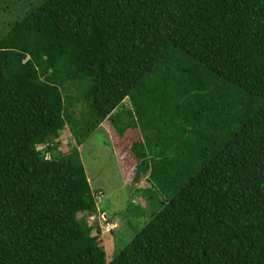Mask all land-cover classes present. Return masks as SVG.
I'll return each instance as SVG.
<instances>
[{
    "label": "trees",
    "instance_id": "obj_1",
    "mask_svg": "<svg viewBox=\"0 0 264 264\" xmlns=\"http://www.w3.org/2000/svg\"><path fill=\"white\" fill-rule=\"evenodd\" d=\"M172 46L261 101L200 164L186 141L139 157L134 179L148 171L164 190L178 165L183 179L107 260L77 147L46 156L37 144L57 147L62 87L82 75L87 129L126 96L139 110L133 91ZM0 264H264V0H41L13 20L0 36Z\"/></svg>",
    "mask_w": 264,
    "mask_h": 264
},
{
    "label": "rangeland",
    "instance_id": "obj_2",
    "mask_svg": "<svg viewBox=\"0 0 264 264\" xmlns=\"http://www.w3.org/2000/svg\"><path fill=\"white\" fill-rule=\"evenodd\" d=\"M40 1L0 0V36L13 20ZM169 54L145 77L144 85L133 91L134 105L139 110L126 96L115 107L116 114L89 129L93 121L91 99L86 94L89 76L71 80L62 87L67 117L53 140L57 147L37 144L46 156L77 147L97 205L94 213L84 216L93 226L92 233H97L107 260L133 237L183 179L180 165L171 170L170 180L163 173L168 182L164 190L150 185L148 171H140L138 179H134L139 157L145 156L144 163L150 164L157 157L176 155L186 141L197 150L194 162L200 164L206 152L237 129V117L252 97L245 89L207 74L181 49L172 46ZM260 101L259 95H253L249 106L255 108ZM111 118L117 126L129 125L121 135ZM81 214L78 212L79 217Z\"/></svg>",
    "mask_w": 264,
    "mask_h": 264
},
{
    "label": "crops",
    "instance_id": "obj_3",
    "mask_svg": "<svg viewBox=\"0 0 264 264\" xmlns=\"http://www.w3.org/2000/svg\"><path fill=\"white\" fill-rule=\"evenodd\" d=\"M104 122H105V120H103ZM103 214H105V213H103Z\"/></svg>",
    "mask_w": 264,
    "mask_h": 264
}]
</instances>
